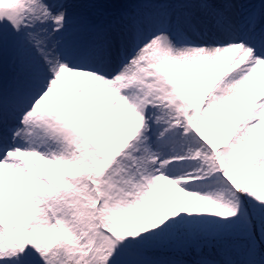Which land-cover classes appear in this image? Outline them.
<instances>
[{
	"label": "snow or ice",
	"instance_id": "1",
	"mask_svg": "<svg viewBox=\"0 0 264 264\" xmlns=\"http://www.w3.org/2000/svg\"><path fill=\"white\" fill-rule=\"evenodd\" d=\"M0 264H264V0H0Z\"/></svg>",
	"mask_w": 264,
	"mask_h": 264
}]
</instances>
